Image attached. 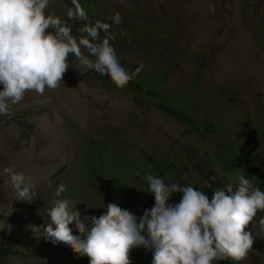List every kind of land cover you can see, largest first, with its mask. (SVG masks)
Masks as SVG:
<instances>
[{"label": "rangeland", "instance_id": "374dc122", "mask_svg": "<svg viewBox=\"0 0 264 264\" xmlns=\"http://www.w3.org/2000/svg\"><path fill=\"white\" fill-rule=\"evenodd\" d=\"M94 1L130 20L120 43L133 44L143 37L140 54L125 55L132 63L153 70L157 58L171 52L160 80L167 88L159 87L163 91L148 101L136 100L132 87L112 86L70 56L59 88L46 89L43 95L29 91L10 107L11 119L0 117V243L11 250L1 256L7 264H89V257L71 246L50 242L44 224L5 220L25 215L14 207L20 200L4 172L12 166L35 185L34 214L49 222L44 212L61 183L67 188L62 198L75 199L83 214L99 217L108 203H115L133 213L137 222L154 206L142 183L148 171L166 184L205 189L204 177L194 166L186 167L194 165L192 150L206 153L201 158L217 176L220 189L228 184L235 189L242 169L245 178L264 191L252 179L260 178L252 171L254 162L264 173V0ZM50 4L58 17L71 9L64 0ZM166 36L175 42L160 47L159 39ZM198 66L204 69L196 76ZM158 99L187 115L186 122L159 108ZM111 129L114 136L107 131ZM235 154L241 156L223 164ZM150 159L158 162L155 169L147 164ZM181 197L173 193L168 203H179ZM261 211L246 229L255 240L245 264H264ZM152 256L153 250L136 247L130 261L152 264Z\"/></svg>", "mask_w": 264, "mask_h": 264}, {"label": "clouds", "instance_id": "9594fccd", "mask_svg": "<svg viewBox=\"0 0 264 264\" xmlns=\"http://www.w3.org/2000/svg\"><path fill=\"white\" fill-rule=\"evenodd\" d=\"M72 5L67 19H61L45 14L49 0H0V116L13 115L10 107L29 91L43 95L46 89L59 88L70 67V56L84 68L109 77L118 88L143 69V64L134 72L121 65L111 43L115 39L111 24L91 22L79 0H72ZM111 19L117 26L122 24L119 13ZM68 21L85 22L79 38L72 35ZM4 172L10 176L17 200L32 203L35 185L14 166ZM145 179L154 206L145 210L139 222L115 203H108L99 217L83 214L75 199L62 198L67 188L61 183L44 212L50 222L38 213V224L45 225L50 242L71 246L74 252L89 257V264H131L130 254L136 247L153 250L152 264H213L246 258L255 240L246 229L257 212L264 210V191L249 179L241 175L235 189L232 184L217 189L211 200L191 184H166L152 174ZM173 193L182 194L174 205L168 203ZM260 222L264 224V219ZM73 223L83 239L70 228ZM145 230L147 238L142 234Z\"/></svg>", "mask_w": 264, "mask_h": 264}, {"label": "trees", "instance_id": "16d2710c", "mask_svg": "<svg viewBox=\"0 0 264 264\" xmlns=\"http://www.w3.org/2000/svg\"><path fill=\"white\" fill-rule=\"evenodd\" d=\"M64 2L66 3V6L69 8H72V0H64ZM80 5L84 8V10L88 13L89 16V20L93 23H95L96 21H101L104 23H108L112 25V29H111V34L115 36V39L111 41L112 46L115 48L116 50V54L117 57L121 63V65L128 69L129 71H135V69L141 65L142 63H132L131 61H129L126 57L128 55H138L140 54V47L142 46V42H143V37H139L135 40V42L129 43L128 40L125 43H120L119 40H121L124 36H125V30L126 27L128 25L127 20L130 21L129 19L126 20L125 16H121L122 18V24L117 26L115 24H113L111 17L114 14H110L108 13L104 6L102 4H100L97 1L94 0H79ZM90 12V13H89ZM56 11L54 9V6L52 4H50L46 9H45V14H55ZM62 12L59 11V14H61ZM67 13L65 12L64 15H61V18H65L67 17L66 15ZM101 15L103 17H101ZM67 19V18H66ZM68 23L71 25L72 27V34H76L78 37H80L81 33H80V28H82L84 26L85 22H77V21H68ZM105 33L101 32V37H104ZM175 42L174 39L169 38L168 36L165 37V40L162 41L161 39H159V45L160 47H170L172 46V44ZM170 53L168 52L165 54V58H160L158 57L156 60V64H154L153 66V70H149L146 69V66L143 67V69L136 75H134L131 79V81L126 85V87H132V94L134 95V98L136 100L139 99H143V101H148L151 97L155 98V93H160L163 90L161 88H167L166 85H162L160 86V80L164 79L163 74L165 73V69H164V63L167 62L171 57H170ZM147 56V55H146ZM160 65V66H157ZM198 71H197V75L199 76L204 67L203 66H198L197 67ZM93 76H95L98 79H104V80H108L112 86L117 87L111 80L109 77L107 76H101L99 73L94 72L92 74ZM125 87V86H124ZM161 87V88H159ZM184 93V92H181ZM186 94V93H184ZM158 103V107L161 108L164 112L168 113L171 116H174L175 118L179 119L181 122L184 121L186 122L187 119V115H183L180 114L178 111L180 110H176L170 106H167L163 103V101L161 99L157 100ZM0 117H5L7 119H11L13 117V115H11L10 117L8 116H0ZM110 132L111 136H114L116 134V132L111 129V130H107ZM246 154H248V151L245 150ZM243 153V154H244ZM202 154H206L204 151L198 152L197 150H192L191 152V156H189L190 160L192 159L193 164L194 165H189L186 164V167H195V171L197 174H201L205 181H206V185L207 187H205V189H203L202 191L208 196L209 200H211L213 193L215 190L220 189L219 185H218V178L216 175H214L213 177V173L211 172V170L208 169L209 164L203 160L201 158ZM242 154V153H240ZM238 156L241 155H232L231 157H227L225 159L226 162H224L223 164L225 165L226 163H228L229 161H233L235 158H237ZM109 157V155H108ZM256 157V156H255ZM117 159V157L115 158ZM252 162V161H251ZM101 163L105 164V161H101ZM147 164L149 165L150 168L155 169L156 166H158V162L156 160H147ZM262 166V169L264 170V166L263 164H260ZM257 163L254 162V168H252V171L256 174H259L260 178L257 179L255 177H253L250 173V176H252V179L254 180V184L256 186H259L260 188H264V173L261 172L259 169H257ZM149 174L155 175L154 173H151L150 171L146 172L145 177ZM237 179H239V177L241 175L246 177V174H244L243 170H239L237 171ZM142 180V183L145 184L146 186H148L146 179ZM159 177V176H157ZM160 178V177H159ZM258 183V185H257ZM210 185V187L208 186ZM154 198V195H152ZM14 207L16 209H20L22 210V213L25 214L23 217H19L16 216L14 214L9 215L7 217H5V220L8 223H17L19 225L24 224V223H28V222H35L36 224H38L39 222V214H34L35 212L34 210V201L32 200V203H28V201H19L16 202L14 204ZM260 212V211H259ZM261 213L264 215V210L261 211ZM70 228L72 229L73 232H77L76 236H81V238L83 239V235L81 233L78 232V230L75 227V224H71ZM146 233V230H145ZM11 253V250L4 246L2 243H0V264H7L5 261H3V259L1 258L2 255H7ZM144 259V258H143ZM244 261L246 262V258L244 259Z\"/></svg>", "mask_w": 264, "mask_h": 264}]
</instances>
